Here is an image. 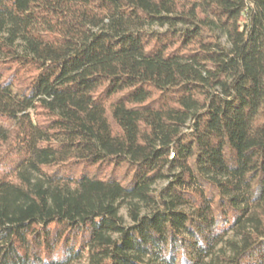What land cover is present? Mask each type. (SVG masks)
Listing matches in <instances>:
<instances>
[{
	"label": "trees",
	"instance_id": "trees-1",
	"mask_svg": "<svg viewBox=\"0 0 264 264\" xmlns=\"http://www.w3.org/2000/svg\"><path fill=\"white\" fill-rule=\"evenodd\" d=\"M0 264H264V0H0Z\"/></svg>",
	"mask_w": 264,
	"mask_h": 264
},
{
	"label": "rangeland",
	"instance_id": "rangeland-1",
	"mask_svg": "<svg viewBox=\"0 0 264 264\" xmlns=\"http://www.w3.org/2000/svg\"><path fill=\"white\" fill-rule=\"evenodd\" d=\"M0 123H2L3 125H5L7 127H11V124H9V123H4V122H1V121H0Z\"/></svg>",
	"mask_w": 264,
	"mask_h": 264
}]
</instances>
